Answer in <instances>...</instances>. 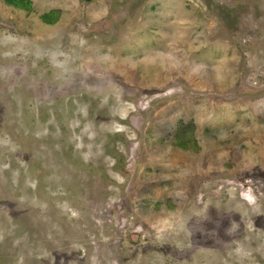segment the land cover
<instances>
[{"label":"rangeland","instance_id":"obj_1","mask_svg":"<svg viewBox=\"0 0 264 264\" xmlns=\"http://www.w3.org/2000/svg\"><path fill=\"white\" fill-rule=\"evenodd\" d=\"M29 1L0 0V264H264V0Z\"/></svg>","mask_w":264,"mask_h":264},{"label":"trees","instance_id":"obj_2","mask_svg":"<svg viewBox=\"0 0 264 264\" xmlns=\"http://www.w3.org/2000/svg\"><path fill=\"white\" fill-rule=\"evenodd\" d=\"M5 3L14 7H21L24 10H29L31 6V2L29 0H5ZM51 13L43 16V20L51 23L52 21L49 20L51 19Z\"/></svg>","mask_w":264,"mask_h":264}]
</instances>
